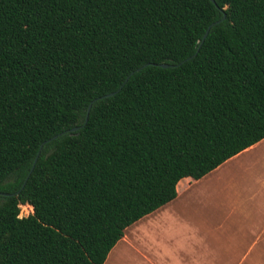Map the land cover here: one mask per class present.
<instances>
[{
	"label": "trees",
	"instance_id": "obj_1",
	"mask_svg": "<svg viewBox=\"0 0 264 264\" xmlns=\"http://www.w3.org/2000/svg\"><path fill=\"white\" fill-rule=\"evenodd\" d=\"M262 139L264 0H0V264H103Z\"/></svg>",
	"mask_w": 264,
	"mask_h": 264
},
{
	"label": "crops",
	"instance_id": "obj_2",
	"mask_svg": "<svg viewBox=\"0 0 264 264\" xmlns=\"http://www.w3.org/2000/svg\"><path fill=\"white\" fill-rule=\"evenodd\" d=\"M176 191L103 264H264V139Z\"/></svg>",
	"mask_w": 264,
	"mask_h": 264
},
{
	"label": "water",
	"instance_id": "obj_3",
	"mask_svg": "<svg viewBox=\"0 0 264 264\" xmlns=\"http://www.w3.org/2000/svg\"><path fill=\"white\" fill-rule=\"evenodd\" d=\"M210 1H211L212 3H214V0H210ZM224 20H225V15H223V17H222L220 20H218V21H216V22H213L211 25H209V27L207 28V30L205 31V33H204V35H203V37H202V40H201L200 43H199V47L201 46V44L203 43V41H204L205 38L207 37V35H208L210 29H211L213 26H216V25L220 24V23L223 22ZM197 52H198V51H196V53L194 54V56H196ZM159 66L162 67V68H168V67H170V65H167V64H161V65H159ZM143 67H144V66H143ZM143 67H141V68H143ZM141 68L137 69L135 72L140 71ZM135 72H132L131 75L134 74ZM129 77H130V76H129ZM129 77H127L126 81L129 79ZM117 92H118V91H116V92H112V93H109V94H107V95H105V96L100 97L99 99H103V98H107V97H112V96H114ZM97 100H98V99H95V100H94L93 102H91L90 105L88 106V109H87V113H86V118H85V122H84V124H83L82 126L72 128V129L70 130V132H72V133H73V132H76V131H78L80 128H82V127L86 124V122H87V120H88V113H89V111H90V109H91V106H92V104H93L95 101H97ZM64 134H66V132H63V133H61V134H59V135H56V136L53 137L51 140H54V139H56V138H58V137H60L61 135H64ZM43 145H44V143L40 146V150H39V152H38V154H37V156H36V158H35V160H34V163H33V166H32V168H31V171H32L33 168H34V165H35V163H36V161H37V158H38V156H39V153H40V151H41ZM2 195L10 196V195H7V194H2Z\"/></svg>",
	"mask_w": 264,
	"mask_h": 264
},
{
	"label": "rangeland",
	"instance_id": "obj_4",
	"mask_svg": "<svg viewBox=\"0 0 264 264\" xmlns=\"http://www.w3.org/2000/svg\"><path fill=\"white\" fill-rule=\"evenodd\" d=\"M31 213H32V208L30 206L25 205V206L20 207V216L21 217H26Z\"/></svg>",
	"mask_w": 264,
	"mask_h": 264
}]
</instances>
